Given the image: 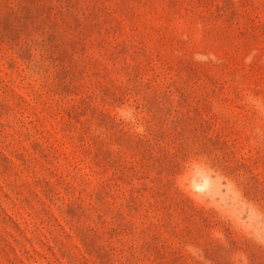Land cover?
<instances>
[{"label": "rangeland", "instance_id": "1", "mask_svg": "<svg viewBox=\"0 0 264 264\" xmlns=\"http://www.w3.org/2000/svg\"><path fill=\"white\" fill-rule=\"evenodd\" d=\"M0 264H264V0H0Z\"/></svg>", "mask_w": 264, "mask_h": 264}]
</instances>
